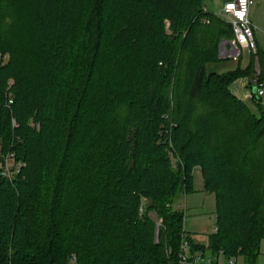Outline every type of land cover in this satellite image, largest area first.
Instances as JSON below:
<instances>
[{
	"label": "trees",
	"instance_id": "16d2710c",
	"mask_svg": "<svg viewBox=\"0 0 264 264\" xmlns=\"http://www.w3.org/2000/svg\"><path fill=\"white\" fill-rule=\"evenodd\" d=\"M18 16L39 66L0 33V264H178L183 236L214 264H258L264 109L230 86L264 83V52L208 72L233 35L202 0H25ZM196 168L215 192L208 245L173 206Z\"/></svg>",
	"mask_w": 264,
	"mask_h": 264
},
{
	"label": "rangeland",
	"instance_id": "374dc122",
	"mask_svg": "<svg viewBox=\"0 0 264 264\" xmlns=\"http://www.w3.org/2000/svg\"><path fill=\"white\" fill-rule=\"evenodd\" d=\"M23 2H25V0L2 1L0 33L3 37V44L6 47H9L8 45L14 46L19 53H21V56L27 65L37 68L39 66V62L28 49L31 28L28 24L23 23L18 16L19 8L23 5ZM255 7L256 5H253L252 9ZM80 28V25H78L74 32L75 40L73 42V51L77 50L80 43V39H77L78 37H76L81 31L79 30ZM232 41L233 37L220 44L219 53L221 59H229L227 57V51H229ZM250 56L251 54L249 52L243 50L240 63L241 68L243 67L242 69L248 66L251 59ZM8 57L9 54L7 52L5 53V62ZM254 60V67H256V59ZM262 69L264 72V65H262ZM207 71L210 72V70ZM240 80V78L236 79L230 86V89L234 88L236 82H239ZM236 97L245 102L252 112H256L255 103L253 102L254 98ZM262 103L264 109V98L262 99ZM216 131L219 134L222 132V128L217 127ZM173 206L184 213V230L188 233V235L196 242L208 245L209 236L214 232L213 230L215 228V192H208L204 190L203 178L199 169H194L192 173V191L179 197ZM156 222L159 223V221ZM156 229H158V227ZM206 255H209V252H207ZM228 262H230V264L231 262H235L234 264H244L241 256H237L229 260H227L224 256H219L218 264H228ZM258 264H264V239L261 241Z\"/></svg>",
	"mask_w": 264,
	"mask_h": 264
},
{
	"label": "built area",
	"instance_id": "2783aa9c",
	"mask_svg": "<svg viewBox=\"0 0 264 264\" xmlns=\"http://www.w3.org/2000/svg\"><path fill=\"white\" fill-rule=\"evenodd\" d=\"M252 5V0H231L223 4L220 12L217 14L220 18L224 19L230 24L232 29L233 41L229 51H227V57L238 62L242 57L243 50H247L251 54H256L257 46L254 37V28L249 19V9ZM5 56L0 53V63L5 62ZM258 65V63H257ZM257 71V70H256ZM259 71H257L258 73ZM239 82H236L234 88L230 89L235 96L249 97L255 96L258 99L264 98V83L255 79L240 78ZM249 89V90H248ZM252 89H255L253 94ZM241 94V95H240ZM12 160V155H7L3 165L1 166L2 174L8 178L12 176L13 169L9 164ZM19 166V165H18ZM17 166V167H18ZM160 223V220H158ZM157 223V225H159ZM213 231H216L214 228ZM179 253L178 264H214V259L206 253L196 252L191 253L190 245L186 237H182ZM220 256L222 254L220 253ZM218 259L215 264H218ZM235 262H231L234 264ZM230 264V262H228Z\"/></svg>",
	"mask_w": 264,
	"mask_h": 264
},
{
	"label": "crops",
	"instance_id": "0c3cea01",
	"mask_svg": "<svg viewBox=\"0 0 264 264\" xmlns=\"http://www.w3.org/2000/svg\"><path fill=\"white\" fill-rule=\"evenodd\" d=\"M231 0H202L204 8H206L209 12L213 14H218L224 3ZM256 5L254 9L252 6ZM249 19L254 28V37L256 41L257 51L264 52V0H252V5L249 9ZM247 51V50H246ZM248 52V51H247ZM251 54V53H250ZM220 61L212 64H208L206 68L210 70V72L215 73H224L233 71L239 65L241 67V58L240 61L234 62L230 59H221L219 53ZM243 68V67H242ZM255 70L258 71V65L256 60ZM249 90V89H248ZM253 90V89H252ZM195 241V240H194Z\"/></svg>",
	"mask_w": 264,
	"mask_h": 264
},
{
	"label": "water",
	"instance_id": "95a60500",
	"mask_svg": "<svg viewBox=\"0 0 264 264\" xmlns=\"http://www.w3.org/2000/svg\"><path fill=\"white\" fill-rule=\"evenodd\" d=\"M253 94L255 93V89L252 90Z\"/></svg>",
	"mask_w": 264,
	"mask_h": 264
}]
</instances>
